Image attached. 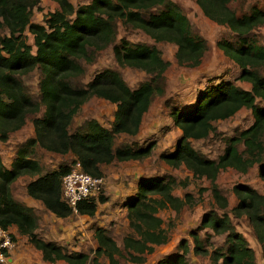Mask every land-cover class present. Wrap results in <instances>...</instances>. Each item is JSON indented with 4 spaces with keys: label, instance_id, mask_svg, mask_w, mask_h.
<instances>
[{
    "label": "trees",
    "instance_id": "obj_1",
    "mask_svg": "<svg viewBox=\"0 0 264 264\" xmlns=\"http://www.w3.org/2000/svg\"><path fill=\"white\" fill-rule=\"evenodd\" d=\"M53 1L58 8L46 13L42 24H36L30 21V16L32 10L39 9L40 0H0V142L23 126L27 114L43 107L41 116L31 119L33 137L20 144L8 168L0 158V228L7 230L14 226L40 253L43 262L90 264L104 255L108 264H114L113 256H119L120 249L102 227L93 230L96 245L92 258L84 252L68 251L53 240L39 238L35 232L39 217L32 207L13 198L10 185L18 176H34L25 185L26 194L40 201L54 216L65 218L72 210L61 200L60 188L61 178L70 166L39 174L40 165L28 157L35 145L53 153H71L74 157L71 164L78 161L82 171L101 177L99 166L102 164L113 160L140 161L151 155L154 141L137 147L125 144L113 148V139L119 133L135 136L153 92H162L158 83L164 79L168 62L155 46L124 37L111 46L118 66L149 74V79L134 89L109 68L96 72L83 86L70 84L71 77L84 71L80 60L92 62L100 50L113 42L118 23L140 30L154 42L172 43L178 65L196 66L205 50V41L192 32L186 16L171 0H90L75 7L68 0ZM194 2L203 16L235 33V44L219 40L216 47L240 69L237 79L247 82L249 88H241L231 81L208 84L197 93L190 107L169 111L180 135L172 149L161 152L158 157L169 167L183 166L192 178H205L215 208L204 212L195 229L188 232L191 247L186 238H180L177 251L156 264H189L186 260L189 251L194 256H207L210 264H256L252 248L230 220V216L241 215L245 216L260 246L264 263V104L261 107L255 103L256 98L264 102V76L257 72V68L264 65V47L249 37L255 26L264 23V8L251 6L247 12L237 15L228 7L229 0ZM26 33L32 37L33 50L27 43ZM34 67L41 73L39 101L32 100L20 79ZM91 96L114 105L109 127L87 119L69 133L67 127L73 115ZM241 108L249 109L252 123L233 135L222 137L224 147L216 158H208L191 146L190 140L216 132L213 122L226 120ZM239 144L242 150L238 149ZM254 164H257L262 191L246 184H234L231 191L237 202L228 209L226 197L215 183L217 173L231 168L244 174ZM175 184V179L168 174L136 180L133 195L124 203L130 232L122 238V247L128 261L140 263L143 254L167 241V229L157 216L159 210L169 208L177 213L183 206L193 204L189 192L182 197L172 194ZM204 190L199 188L198 194ZM104 201V196L99 194L96 199L78 202L75 211L91 217L97 203ZM199 231L203 237L199 236ZM212 234H224V239L221 247L209 250ZM9 236L14 241V236Z\"/></svg>",
    "mask_w": 264,
    "mask_h": 264
},
{
    "label": "rangeland",
    "instance_id": "obj_2",
    "mask_svg": "<svg viewBox=\"0 0 264 264\" xmlns=\"http://www.w3.org/2000/svg\"><path fill=\"white\" fill-rule=\"evenodd\" d=\"M74 7L89 2L90 0H68ZM186 16L191 30L205 41V50L200 62L196 66L178 65L174 58L175 46L168 42H154L146 34L137 29H132L121 23L117 24L115 38L112 43L100 50L93 61L86 63L80 60L83 73L70 78L73 87L83 86L98 71L109 68L116 71L125 81L130 89L136 88L141 82L149 79V74L144 71L118 66L113 58L111 46L118 43L119 38L124 37L132 42H143L155 46L161 54L163 60L168 65L163 73L162 92H153L151 102L144 113L140 131L136 136H129L123 133L116 134L113 139V148L122 145L132 147L142 146L150 141L155 142L150 157L140 161H115L100 165V171L104 179L102 196L105 201L97 203L93 216H82L75 212L65 218H58L45 210L40 201H34L32 209L39 216L40 221L36 231L39 238L43 240H53L65 247L68 251H79L90 255L96 245L93 237V230L102 227L106 233L114 240L120 249V255H114V264H156L158 260L166 255L177 251L176 245L180 238H186L191 247V240L188 232L194 230L204 212L215 208L214 202L209 192V182L204 178H192L190 172L183 166L172 168L166 165L158 155V152L169 151L180 135L169 117L172 109L184 110L190 107L197 93L208 84H216L221 81H231L235 85L248 89L249 84L237 79L240 69L216 47V42L226 40L232 44L236 43V35L224 25H218L209 20L201 13L194 0H171ZM251 6L264 8V0H229L228 7L239 15L248 11ZM56 3L53 0H40L39 9L32 10L30 21L42 24L43 16L48 12H53ZM3 31L2 33H4ZM249 37L257 45L264 47V23L255 26ZM27 43L32 45V37L26 33ZM260 76H264V65L257 68ZM41 73L38 67L20 76L27 93L32 100L39 101L38 81ZM155 88V86H154ZM255 103L263 106V100L256 98ZM114 105L98 97L91 96L81 104L78 111L73 115L67 127L69 133L76 131L85 120L95 119L103 127H109ZM43 107L40 106L38 112L27 114L24 124L16 131L10 132L6 141L0 142V158L5 167H9L15 158V152L26 138L33 137V127L31 119L41 116ZM252 123V116L249 109L241 108L231 117L223 121H215L212 125L216 132L199 140H190L191 146L200 151L208 158H216L222 152L224 143L222 137L230 136L236 130L248 127ZM242 150V145H238ZM28 157L35 160L40 165L39 174H44L56 170L59 166H70L74 159L71 153L58 154L49 152L38 145L29 150ZM264 159V152H263ZM171 175L176 184L172 187V194L182 197L185 192L193 196L191 206H183L177 213L166 208L157 212V216L162 219V227L167 229L168 238L163 244L156 245L148 254H143L140 263H132L126 259L125 250L122 247V238L130 232L125 217L126 211L124 203L133 195L136 189V180L139 177H159ZM34 176H18L10 185V191L14 199L21 200L28 195L25 192V185ZM184 182L185 184L177 183ZM220 192L226 197L227 208L230 209L236 203V196L231 191L234 184H246L262 191V182L258 178L257 164L252 165L246 173L241 174L232 169H225L219 172L215 181ZM199 188H205L198 194ZM24 204V203H23ZM39 205V206H38ZM41 210H38V208ZM230 220L236 230L241 232L252 248L256 264H264L261 257L259 244L253 238V234L246 222L245 216L238 218L230 216ZM11 228V229H10ZM16 234L12 246L8 250L7 261L2 264H65L62 261L47 263L40 260V253L29 244L27 238L20 235L14 226H10ZM203 237L202 231L198 232ZM211 234V233H210ZM224 234H212L209 250L221 247ZM91 253V254H90ZM10 254V256H9ZM89 258V259H90ZM189 264H210L207 256H194L190 251L186 255ZM108 259L104 255L96 258L90 264H108Z\"/></svg>",
    "mask_w": 264,
    "mask_h": 264
},
{
    "label": "built area",
    "instance_id": "obj_3",
    "mask_svg": "<svg viewBox=\"0 0 264 264\" xmlns=\"http://www.w3.org/2000/svg\"><path fill=\"white\" fill-rule=\"evenodd\" d=\"M104 179L82 171L78 161L70 165L69 171L61 178V200L75 212V206L80 201L96 199L102 194ZM12 246L7 230L0 228V264L7 261L4 252Z\"/></svg>",
    "mask_w": 264,
    "mask_h": 264
},
{
    "label": "crops",
    "instance_id": "obj_4",
    "mask_svg": "<svg viewBox=\"0 0 264 264\" xmlns=\"http://www.w3.org/2000/svg\"><path fill=\"white\" fill-rule=\"evenodd\" d=\"M58 8V6H57V4H56V8L55 9H57ZM54 9V10H55ZM144 115V114H143ZM142 118H143V116H142ZM218 121H220V120H218ZM141 123H142V119H141ZM141 123H140V125H139V129H138V131H137V133L135 134V136L136 135H138V133H139V131H140V126H141ZM214 123V122H213ZM212 123V124H213ZM179 130V129H178ZM172 149V148H171ZM170 149V150H171ZM169 150V151H170ZM158 153H161V152H158ZM150 157V156H149ZM130 161H132V160H130ZM99 167H101V166H99ZM226 169H231V168H226ZM225 170V169H224ZM232 170H234V169H232ZM223 171V170H222ZM219 172H221V171H219ZM219 172L217 173V175H216V178H217V176H218V174H219ZM237 172V171H236ZM191 174V173H190ZM23 176H28V175H23ZM29 177V176H28ZM146 177V176H145ZM32 178H34V177H32ZM31 178V179H32ZM203 178V177H202ZM30 179V180H31ZM205 179V178H204ZM206 180V179H205ZM207 181V180H206ZM215 181H216V179H215ZM257 191V190H256ZM25 205H27V206H30V207H35L36 205L34 204L35 202V199H32V198H30L29 196H27L26 198H24L23 197V199L21 200ZM37 201V200H36ZM236 202H237V198H236ZM33 204L35 205V206H33ZM236 204V203H235ZM234 204V205H235ZM39 206V205H38ZM36 208V207H35ZM44 208V207H43ZM34 210V209H33ZM38 210H41V208L39 207L38 208ZM35 212V211H34ZM36 213V212H35ZM37 214V213H36ZM39 217V216H38ZM39 221H40V218L38 219V225H39ZM38 225H37V228H38ZM37 228H36V230H37ZM11 229V228H10ZM7 232L9 233V234H12L14 237H16V234H15V232L13 231V230H9V229H7ZM36 232V231H35ZM35 250V249H34ZM38 252V251H37ZM39 253V252H38ZM40 255V254H39ZM9 256H10V254H9ZM40 260H41V258H40ZM42 261V260H41Z\"/></svg>",
    "mask_w": 264,
    "mask_h": 264
}]
</instances>
